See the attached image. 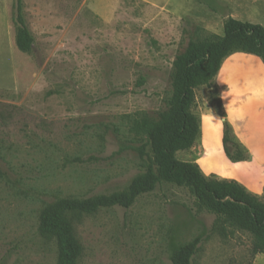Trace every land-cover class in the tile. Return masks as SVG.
I'll return each instance as SVG.
<instances>
[{
  "label": "rangeland",
  "instance_id": "obj_1",
  "mask_svg": "<svg viewBox=\"0 0 264 264\" xmlns=\"http://www.w3.org/2000/svg\"><path fill=\"white\" fill-rule=\"evenodd\" d=\"M23 8L30 53L16 46L15 0H0V264H57V241L40 229L44 211L64 199L131 196L136 180L159 174L149 133L170 108L174 62L190 43L224 32L225 7L23 0ZM196 93V113L204 101L216 108L217 87ZM175 159L195 163L187 151ZM65 217L81 247L76 264H173L194 241L191 264H264L250 234L164 180L129 207Z\"/></svg>",
  "mask_w": 264,
  "mask_h": 264
},
{
  "label": "trees",
  "instance_id": "obj_2",
  "mask_svg": "<svg viewBox=\"0 0 264 264\" xmlns=\"http://www.w3.org/2000/svg\"><path fill=\"white\" fill-rule=\"evenodd\" d=\"M23 9V0H15V22L18 26L16 46L21 52L30 53L34 38L26 24ZM212 35L213 39L207 42L190 43L186 52L174 62L170 108L160 122L151 124L156 126L151 127L149 133L159 174L136 180L131 187V196L64 199L44 211L40 229L57 241V264H76L81 254V247L65 214H92L104 208L129 207L138 194L152 190L159 180L189 189L202 208L252 236L253 255L264 254V203L261 198L248 192L237 181L207 177L198 164L175 159L176 153L192 148L200 134V118L194 113L197 89L212 85L224 60L234 53L254 55L264 63L263 26L229 18L224 22V34ZM216 109L225 118L226 155L232 162L246 160V150L233 138V130L219 95ZM197 247L198 242L194 241L176 250L173 264H191Z\"/></svg>",
  "mask_w": 264,
  "mask_h": 264
},
{
  "label": "crops",
  "instance_id": "obj_3",
  "mask_svg": "<svg viewBox=\"0 0 264 264\" xmlns=\"http://www.w3.org/2000/svg\"><path fill=\"white\" fill-rule=\"evenodd\" d=\"M223 2L225 20L229 18L258 24L252 12L264 17V0H215ZM252 11V12H250ZM259 16V17H260ZM258 17V19H259ZM224 30V24H223ZM216 34V33H212ZM224 32L216 34L222 36ZM212 86L219 89V99L233 130L234 140L246 150L247 159L232 162L224 148V122L216 108L207 101L199 114L200 134L192 148L186 150L207 177L237 181L248 192L264 195V63L254 55L234 53L227 57ZM207 107V106H206Z\"/></svg>",
  "mask_w": 264,
  "mask_h": 264
}]
</instances>
